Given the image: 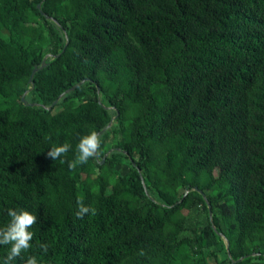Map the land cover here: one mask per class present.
<instances>
[{
	"label": "trees",
	"instance_id": "1",
	"mask_svg": "<svg viewBox=\"0 0 264 264\" xmlns=\"http://www.w3.org/2000/svg\"><path fill=\"white\" fill-rule=\"evenodd\" d=\"M9 208L37 216L11 264H264V0H0V227Z\"/></svg>",
	"mask_w": 264,
	"mask_h": 264
},
{
	"label": "clouds",
	"instance_id": "2",
	"mask_svg": "<svg viewBox=\"0 0 264 264\" xmlns=\"http://www.w3.org/2000/svg\"><path fill=\"white\" fill-rule=\"evenodd\" d=\"M101 140L99 135L92 131L81 136L77 148L75 158L71 161L61 160L66 156L71 148L68 143L53 145L47 152V157L54 161L61 160L67 162L70 170H74L78 165L86 164L89 159L97 157L100 151ZM91 213L96 214V209L85 205L82 199L77 200L76 217L83 219L85 215ZM7 214L10 217L8 224L5 227H0V245H10V250L3 261V264H11L16 258L21 257L23 252H27L31 247V241L34 233L29 229L37 222V216L27 209L9 208ZM41 249L44 252L48 251L47 244H41ZM143 255V251L139 253ZM24 264H38L37 257L30 255L24 260Z\"/></svg>",
	"mask_w": 264,
	"mask_h": 264
},
{
	"label": "rangeland",
	"instance_id": "3",
	"mask_svg": "<svg viewBox=\"0 0 264 264\" xmlns=\"http://www.w3.org/2000/svg\"><path fill=\"white\" fill-rule=\"evenodd\" d=\"M2 36L6 37V33L5 32L2 33ZM205 220H206V212H204V210L198 207V205H196V202H194L191 206L188 219L184 227L182 228L178 236V239L184 237H192L194 231H196L197 229V225L198 224L203 225L205 223ZM221 256L224 257V254H222Z\"/></svg>",
	"mask_w": 264,
	"mask_h": 264
},
{
	"label": "water",
	"instance_id": "4",
	"mask_svg": "<svg viewBox=\"0 0 264 264\" xmlns=\"http://www.w3.org/2000/svg\"><path fill=\"white\" fill-rule=\"evenodd\" d=\"M37 7L40 8V4H38ZM48 56H49V55H46V56L43 58L40 68L43 67V66L45 65V60H46V58H47ZM38 69H39L38 67H34V68H33L29 81H31L33 74H34ZM77 85H79V84H76L75 86H73V87L71 88V90L74 89ZM67 91H68V90H67ZM67 91H65L64 93H66ZM24 95H25V94H24ZM24 95L22 96V101L25 100V99H24ZM55 103H56V101H54L52 105H54ZM30 105H32V104H30ZM49 108H50V107H49ZM111 124H112V122H110V123L108 124V127H110ZM118 150H120V149L118 148ZM109 152H110V151H109ZM126 154H127V153H126ZM103 161H104V158H102L101 163H102ZM132 163H133V162H132ZM133 164H134V163H133ZM196 190H197V189H196ZM187 192H188V191H186L185 194H186ZM200 193L202 194L203 198L206 200V202H207V204H208L209 214L211 215V209H210V205H209V203H208V201H207V198H206V196H205V194H204L203 192L200 191ZM226 248L228 249V241H226ZM228 252H229V251H228Z\"/></svg>",
	"mask_w": 264,
	"mask_h": 264
}]
</instances>
